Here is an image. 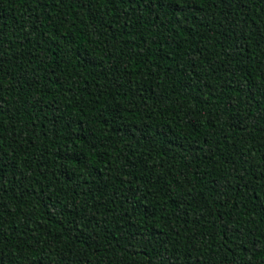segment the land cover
Returning <instances> with one entry per match:
<instances>
[{"label": "trees", "instance_id": "1", "mask_svg": "<svg viewBox=\"0 0 264 264\" xmlns=\"http://www.w3.org/2000/svg\"><path fill=\"white\" fill-rule=\"evenodd\" d=\"M0 264H264V0H0Z\"/></svg>", "mask_w": 264, "mask_h": 264}]
</instances>
